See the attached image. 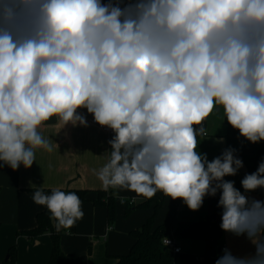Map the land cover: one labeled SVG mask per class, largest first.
<instances>
[{
	"label": "clouds",
	"instance_id": "9594fccd",
	"mask_svg": "<svg viewBox=\"0 0 264 264\" xmlns=\"http://www.w3.org/2000/svg\"><path fill=\"white\" fill-rule=\"evenodd\" d=\"M82 109L114 133L104 190L160 191L191 211L219 193L221 229L255 254L224 249L216 264H264V201L224 179L243 167L236 149L211 161L197 151L220 109L241 137L264 141V0H0V161L31 168L35 150L54 147L40 129L87 127ZM241 186L264 189V162ZM32 199L57 231L84 215L74 192Z\"/></svg>",
	"mask_w": 264,
	"mask_h": 264
},
{
	"label": "crops",
	"instance_id": "0c3cea01",
	"mask_svg": "<svg viewBox=\"0 0 264 264\" xmlns=\"http://www.w3.org/2000/svg\"><path fill=\"white\" fill-rule=\"evenodd\" d=\"M80 111L87 118V127L79 125L73 127L69 124L63 128L60 125H52L40 129L41 134L50 140L54 147L52 152L44 149L35 150L36 161L31 168L25 169L20 165L14 171L0 161V264H47L52 246L50 235L43 234L28 239L25 233L35 228L37 215L46 209V206L33 201L34 192L55 188L89 192L88 201L81 203L83 217L76 221L69 232L60 230L62 236L59 244L63 255L69 259L81 261L85 259L86 261H83L85 264H114V258L122 256L108 254V243L105 240L114 232L107 227L105 209L95 207L92 203L96 198L95 192H110L114 197L113 190L117 189L104 190L97 177L98 171L108 161L110 155L108 141L114 135L109 136L92 126L89 120L93 116L88 114L86 109ZM46 123L55 124L56 118L53 117ZM203 126L207 130V136L198 137L200 144L197 151L207 154L208 160L211 161L224 147L222 109L210 114ZM244 176L245 170L242 167L237 175L224 179L234 181L235 187L250 199L260 200L256 191L244 192L241 186ZM126 195L131 197L133 204L142 201L141 196L132 191L127 190ZM164 199L173 202L167 196ZM178 200L180 204L173 241L180 248L181 254H190L199 259L203 257L218 259L223 255V249L230 250L238 257L255 254V245L246 235L236 236L221 229L222 209L217 206L219 193L215 197H205L198 211H191L182 200ZM135 213L133 212L131 217ZM147 216L148 214H144L142 221L145 218L147 220ZM56 223L57 221L53 219L54 227ZM80 225L86 227H81L79 232ZM83 229L85 233L82 232ZM92 238H100L105 242L95 243ZM132 243L131 241V245ZM12 247L16 249L14 263L8 262L7 256Z\"/></svg>",
	"mask_w": 264,
	"mask_h": 264
},
{
	"label": "trees",
	"instance_id": "16d2710c",
	"mask_svg": "<svg viewBox=\"0 0 264 264\" xmlns=\"http://www.w3.org/2000/svg\"><path fill=\"white\" fill-rule=\"evenodd\" d=\"M222 123L224 125V147L218 154L227 148L236 149V155L243 161L245 174L253 173L257 170L259 164L264 162V141L253 144L240 136L238 130L233 129L225 120L222 114ZM76 193L81 203L87 202L88 191H68ZM52 190L44 191V194L51 195ZM256 193L261 201H264V189H257ZM96 198L92 201L95 207L104 208L106 211V222L109 229L114 223L115 199L110 192H95ZM142 201L135 205L130 201L124 200L121 205L124 208L123 218L129 217L133 212L142 210L152 206L151 216L143 223V225L129 236L132 245L126 255L114 258V264H216L215 258L203 257L201 259L190 254L173 255L171 250L163 245V242L172 237L176 233L177 227V210L179 200H173L170 205V212L164 224L156 226L154 219L156 218L165 198L162 192H157L152 198H145L140 195ZM53 217L50 211L45 209L36 217V226L33 230L25 233L28 239H33L43 234H49L51 238V252L47 264H85V262L76 259L66 258L60 248L59 240L62 233L57 231L53 226ZM16 249L10 248L7 256L8 262L14 263Z\"/></svg>",
	"mask_w": 264,
	"mask_h": 264
},
{
	"label": "rangeland",
	"instance_id": "374dc122",
	"mask_svg": "<svg viewBox=\"0 0 264 264\" xmlns=\"http://www.w3.org/2000/svg\"><path fill=\"white\" fill-rule=\"evenodd\" d=\"M210 117V116H209ZM114 189V188H113ZM127 189H121L117 188L116 190H113V194L115 197V209H114V223L113 226L111 227L112 233L114 234L109 235L108 239L105 240L108 245V254L110 255H115V254H121V255H126L130 249L131 246V238L129 236L131 231L137 230L141 227L142 223L144 222L145 219H143L144 214H148L147 218H149L152 214V206L146 209L142 210H137L135 211L136 213L131 217V215L127 218H123V210L124 208L121 205V201L123 198L124 200L131 201V197L129 195H126ZM136 202V201H135ZM139 204V203H137ZM135 204V205H137ZM170 202L167 199H164L163 204L154 219V224L156 226H160L164 224L166 219L168 218L169 212H170ZM107 224V222H106ZM85 228L86 226L80 225L79 226V232L81 231L82 228ZM108 227V226H107ZM106 228V226H105ZM64 232H69L70 228L68 229H61ZM60 232V231H59ZM83 233H85V230H82ZM88 241V239H87ZM92 241L104 243L105 241L103 239H98V238H92ZM103 248V247H102ZM88 253V250H87ZM109 259V258H107ZM83 261H86L85 259ZM96 262V261H95Z\"/></svg>",
	"mask_w": 264,
	"mask_h": 264
},
{
	"label": "built area",
	"instance_id": "2783aa9c",
	"mask_svg": "<svg viewBox=\"0 0 264 264\" xmlns=\"http://www.w3.org/2000/svg\"><path fill=\"white\" fill-rule=\"evenodd\" d=\"M89 123H90L92 126L96 127L98 130H100V131L106 133V134L109 135V136H113V135H114V133L112 132L111 129H109V128H107V127H101L100 125H98L97 123L94 122V119H93V118L89 120ZM130 204H133V202L130 201ZM173 237H174V236H173ZM173 237H172V239L165 240V241L163 242V245H164L165 247L169 248V249L171 250V252H172L173 255H179V254H181V250H180L179 247H177V246L175 245V243H174V241H173ZM222 251H224V249H223Z\"/></svg>",
	"mask_w": 264,
	"mask_h": 264
}]
</instances>
